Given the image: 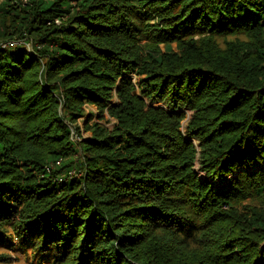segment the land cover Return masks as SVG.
Segmentation results:
<instances>
[{
	"label": "trees",
	"instance_id": "16d2710c",
	"mask_svg": "<svg viewBox=\"0 0 264 264\" xmlns=\"http://www.w3.org/2000/svg\"><path fill=\"white\" fill-rule=\"evenodd\" d=\"M0 39L1 245L264 264V0H0Z\"/></svg>",
	"mask_w": 264,
	"mask_h": 264
},
{
	"label": "rangeland",
	"instance_id": "374dc122",
	"mask_svg": "<svg viewBox=\"0 0 264 264\" xmlns=\"http://www.w3.org/2000/svg\"><path fill=\"white\" fill-rule=\"evenodd\" d=\"M20 1H22V0H20ZM23 1H26V0H23ZM1 40V39H0ZM220 42H222V38H219L218 39ZM0 44H2V46H4L6 43L5 42H3V41H0ZM9 44V43H8ZM172 46H173V48H175V43H172ZM24 47H25V49L26 50H30L31 49V47H30V44L28 43V42H26L25 44H24ZM161 47H162V45H161ZM132 77L133 78H135V75L133 74L132 75ZM135 80H136V78H135ZM114 99V98H113ZM84 108H85V113H84V115L82 116V117H80V118H78V120H77V125H79L80 127L82 126V124H83V119H85V115L88 113V112H93L94 114L92 115V118H91V122H93V121H97V117L95 116V113H96V108H95V106H93V105H84ZM185 111H186V117H185V119L182 121V129H183V131H185V126H186V124H187V122H188V119L190 118V116H191V114H192V112L189 110V109H185ZM114 120L113 119H111L110 117H108L107 115H106V118L105 119H101L100 120V122L103 124V125H106L107 127H111L112 126V122H113ZM90 135V132L89 131H83L82 130V136L83 137H87V136H89ZM70 136H71V138L72 139H74V140H79L80 138H79V136L76 134V131H75V129H74V127L73 126H70ZM195 140V139H194ZM58 161L60 162L61 161V159L59 158L58 159ZM71 173L72 174H74V171H71ZM202 176H203V174H202ZM216 184H217V186H219V185H221V184H224V181H218V182H216ZM12 242L13 243H16V240H12ZM8 246H4V245H1L0 244V253H6L10 258H9V262H7L8 264H28L26 261H24V256H23V254L22 253H20V252H18V251H15V246H14V248L13 247H11V248H7ZM5 259H7L6 257H3V258H0V264H4L5 262L3 261V260H5Z\"/></svg>",
	"mask_w": 264,
	"mask_h": 264
},
{
	"label": "built area",
	"instance_id": "2783aa9c",
	"mask_svg": "<svg viewBox=\"0 0 264 264\" xmlns=\"http://www.w3.org/2000/svg\"><path fill=\"white\" fill-rule=\"evenodd\" d=\"M10 44H12V43H10ZM58 162H59V161L57 160L56 163H58Z\"/></svg>",
	"mask_w": 264,
	"mask_h": 264
}]
</instances>
